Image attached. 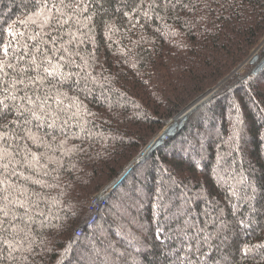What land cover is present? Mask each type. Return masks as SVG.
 I'll use <instances>...</instances> for the list:
<instances>
[{
	"label": "trees",
	"instance_id": "trees-1",
	"mask_svg": "<svg viewBox=\"0 0 264 264\" xmlns=\"http://www.w3.org/2000/svg\"><path fill=\"white\" fill-rule=\"evenodd\" d=\"M149 2L135 11L140 0H96L83 13L92 20L71 29L83 43L66 46L83 70L64 68L79 71L80 84L62 90L85 110L68 129L84 151H57L59 164L48 163L45 217L31 234L37 264H83L88 249L94 264H264V71L134 167L90 231L75 234L93 197L264 38V0H181L155 11ZM34 5L0 0L10 52L36 43Z\"/></svg>",
	"mask_w": 264,
	"mask_h": 264
},
{
	"label": "snow or ice",
	"instance_id": "snow-or-ice-1",
	"mask_svg": "<svg viewBox=\"0 0 264 264\" xmlns=\"http://www.w3.org/2000/svg\"><path fill=\"white\" fill-rule=\"evenodd\" d=\"M94 3L96 0H35L37 10L29 19L38 31L29 39L36 43L25 44L22 53L10 52V43H0V264H37L41 253L31 234L35 219L45 217L40 206L46 200L44 189L52 187L44 179L50 175L48 163L59 164L53 159L57 151L66 156L84 151L71 143L73 135L68 129L72 122L79 123L85 110L78 97L62 90L65 85L78 90L80 81L75 77L80 72L63 69L75 66L83 70L75 61L80 52L66 45L83 43L71 29L79 26L76 32H80L84 26L81 17ZM180 3L150 0L148 7L153 11L175 9ZM143 6L144 0H140L135 11ZM143 15L147 17L148 12ZM83 18L92 20L91 15ZM5 31L16 39L12 26ZM65 35L69 37L66 41ZM40 223L43 226V220ZM192 247L190 243L188 248ZM92 256L93 250L88 249L83 264H94L89 259Z\"/></svg>",
	"mask_w": 264,
	"mask_h": 264
},
{
	"label": "rangeland",
	"instance_id": "rangeland-1",
	"mask_svg": "<svg viewBox=\"0 0 264 264\" xmlns=\"http://www.w3.org/2000/svg\"><path fill=\"white\" fill-rule=\"evenodd\" d=\"M254 58L257 61V64L256 65L254 64V62H255V59ZM260 63H264V38L260 41V43L258 44V46L250 53L249 57L243 63H241L238 66H236L231 71V73L229 75H227L224 79H222L214 87L210 88L203 96L199 97L194 102H192L186 109H184L185 111L183 110L181 113H179L174 118H172L171 120H169L165 124V126L163 127V129H161L160 132L147 144V146H145L142 149V151L140 152V154L136 158H138L139 156L143 155L144 152H145V150L147 151L153 145H154V147L156 145H157V147L159 146L154 151V154H155L157 151H159L160 149L164 148L168 143H170L171 140L167 141V139L164 141V142L167 141L166 144L165 143L164 144L161 143L162 145L161 144L158 145V143H156V142H157L158 139H160L166 133V131L170 127L175 126L176 123L179 120H180V122L182 124H185L186 123L184 125L183 130L181 132H179V133H183L186 128H188L189 126H192V125L196 124V122L199 121V119L201 118L200 116H202V115L206 116L209 113L212 105L215 102H218V101L220 102L222 100H226L228 97L232 96L234 90L237 87L241 86V85L248 86V84H250L251 80H253L254 78H257L258 76H260L263 73L264 67L261 70H258V65ZM193 109H195V110L191 113V115L188 118V121L186 122V117L188 116V115H185L186 112L191 111ZM177 125L180 126L179 123ZM206 127H208V125ZM177 136H178V134H177ZM163 139H164V136L160 140V142H162ZM150 158L151 157H149L148 159H146L142 163L148 161ZM142 163H140V164H142ZM135 167H138V166H135ZM122 175H124V173ZM108 185L106 184V186H108ZM118 188L119 187L113 188V190L111 192V196H112V193L114 191H116ZM99 193H97L95 196H97ZM91 202H92V200L90 201V203ZM90 203L87 206L89 211H90V209H89ZM105 208H106V206H105ZM90 229H88L87 231H90Z\"/></svg>",
	"mask_w": 264,
	"mask_h": 264
},
{
	"label": "built area",
	"instance_id": "built-area-1",
	"mask_svg": "<svg viewBox=\"0 0 264 264\" xmlns=\"http://www.w3.org/2000/svg\"><path fill=\"white\" fill-rule=\"evenodd\" d=\"M255 59V58H254ZM254 64L256 65L257 64V61H256V59H255V62H254ZM253 64V65H254ZM254 65V66H255ZM264 67V63H260L259 65H258V70H261L262 68ZM196 109V108H195ZM195 109H193V110H191V111H188V112H186V114L185 115H188L187 117H186V122L188 121V118H189V116L191 115V113L195 110ZM176 123V122H175ZM180 124V126H178L177 124ZM186 124V123H185ZM185 124H182L181 122H180V120L176 123V125L175 126H172V133H171V136H169L168 134H165L166 136H164L166 139H167V141H169V140H173V139H175L176 137H177V134L179 135L180 133L179 132H181L182 130H183V128H184V125ZM165 140L163 139L162 140V143L164 144H166L167 143V141L166 142H164ZM162 145V144H161ZM160 145V146H161ZM151 148V147H150ZM149 148V149H150ZM158 147H157V145L155 146V147H153V149L151 150V153H150V155H148L147 157H146V150H145V152H144V154L142 155V157L145 159H148L149 157H151L153 154H154V151L157 149ZM145 159V160H146ZM144 160V161H145ZM129 168V167H128ZM130 169V168H129ZM129 169H127V171H126V173H124V175H122V176H120V177H118L117 179H115V180H113V182L112 183H110L108 186H106L97 196H95L93 199H92V202L90 203V207H89V209H90V217L84 222V223H82V224H80V226L77 228V230H76V232H75V234H76V236L77 237H82L83 235H84V233L88 230V229H90L95 223H96V221L98 220V217H99V215H100V213H101V211H102V209L106 206V204H107V202H108V200H109V198H110V196H111V192H112V190H113V188H115V187H119L126 179H127V177L129 176V174H130V172H129Z\"/></svg>",
	"mask_w": 264,
	"mask_h": 264
},
{
	"label": "water",
	"instance_id": "water-1",
	"mask_svg": "<svg viewBox=\"0 0 264 264\" xmlns=\"http://www.w3.org/2000/svg\"><path fill=\"white\" fill-rule=\"evenodd\" d=\"M146 159V158H145ZM142 155L139 156L138 158H135L134 161L131 163V165L129 166V172L137 165H139L140 163H142L145 160Z\"/></svg>",
	"mask_w": 264,
	"mask_h": 264
},
{
	"label": "bare ground",
	"instance_id": "bare-ground-1",
	"mask_svg": "<svg viewBox=\"0 0 264 264\" xmlns=\"http://www.w3.org/2000/svg\"><path fill=\"white\" fill-rule=\"evenodd\" d=\"M205 97V96H204ZM185 111V110H184ZM161 134V133H160ZM165 134H167V131H166V133ZM163 135V136H166V135ZM163 136L160 138V139H158L157 140V142L156 143H160V140L163 138ZM165 138V137H164ZM153 147H154V145L150 148V149H148L147 151H146V157L148 156V155H150V153H151V150L153 149ZM159 147V146H158Z\"/></svg>",
	"mask_w": 264,
	"mask_h": 264
}]
</instances>
